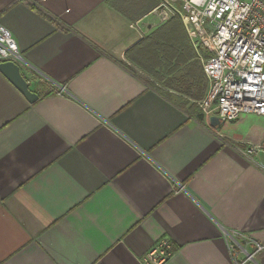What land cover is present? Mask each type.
I'll return each mask as SVG.
<instances>
[{
    "label": "crops",
    "instance_id": "1",
    "mask_svg": "<svg viewBox=\"0 0 264 264\" xmlns=\"http://www.w3.org/2000/svg\"><path fill=\"white\" fill-rule=\"evenodd\" d=\"M161 1L0 0L38 95L27 102L0 73V264H145L161 239L174 248L161 264H234V237L254 252L248 264H264V150L242 152L264 144V117L210 128L165 84L184 66L173 77L166 51L135 63ZM175 18L186 64L203 72L205 51Z\"/></svg>",
    "mask_w": 264,
    "mask_h": 264
},
{
    "label": "built area",
    "instance_id": "2",
    "mask_svg": "<svg viewBox=\"0 0 264 264\" xmlns=\"http://www.w3.org/2000/svg\"><path fill=\"white\" fill-rule=\"evenodd\" d=\"M152 13L157 21L149 28L176 14L194 49L205 51L206 55H198L207 91L197 104L210 128L212 115L222 122H232L242 113L264 117V0H162ZM131 27L140 36L148 32L141 20ZM21 59L15 39L0 24V62L18 64ZM256 150H264V144L250 145L242 152L250 156ZM230 249L234 264L253 260L254 252H245L236 237L231 239ZM170 254V242L161 239L143 262L161 264Z\"/></svg>",
    "mask_w": 264,
    "mask_h": 264
},
{
    "label": "trees",
    "instance_id": "3",
    "mask_svg": "<svg viewBox=\"0 0 264 264\" xmlns=\"http://www.w3.org/2000/svg\"><path fill=\"white\" fill-rule=\"evenodd\" d=\"M176 15H172L171 20L168 23H160L156 26V29L149 33L146 37L142 39L135 45L137 48V55L139 59H135L136 64H143L144 60H148V57L154 58L158 53H163L166 51V58L171 55L175 64L171 66L172 72L177 68L184 66L185 72L182 76L180 83L173 79V84L168 80L165 84L175 85L176 83L179 86L180 92L187 98L186 112L189 116L195 118L197 121L203 122L204 117L202 110L198 106L197 102L200 101L204 95L205 89L207 87V80L202 72L199 70L198 66H195L193 63L189 62L186 64L187 60H191L192 53L191 49L185 43L184 37L181 34L177 33V30L174 29L176 23ZM184 48L186 50H184ZM188 50V51H187ZM187 51L188 55L185 53ZM187 55L186 58L184 56ZM125 67L126 64L119 61ZM142 62V63H141ZM186 64V65H184ZM129 68V67H128ZM130 71L134 72L130 69ZM135 73V72H134ZM182 107V104H178ZM222 124L219 126V128ZM174 251L173 246L171 245V252Z\"/></svg>",
    "mask_w": 264,
    "mask_h": 264
},
{
    "label": "water",
    "instance_id": "4",
    "mask_svg": "<svg viewBox=\"0 0 264 264\" xmlns=\"http://www.w3.org/2000/svg\"><path fill=\"white\" fill-rule=\"evenodd\" d=\"M0 73L25 97L27 102L33 103L38 99V95L30 90L29 83L21 74L18 64L12 61L0 62ZM209 124L213 128H218L222 121L212 115Z\"/></svg>",
    "mask_w": 264,
    "mask_h": 264
},
{
    "label": "rangeland",
    "instance_id": "5",
    "mask_svg": "<svg viewBox=\"0 0 264 264\" xmlns=\"http://www.w3.org/2000/svg\"><path fill=\"white\" fill-rule=\"evenodd\" d=\"M121 61V60H120ZM122 62V61H121ZM124 63V62H123ZM126 64V63H125ZM127 67H129L131 70H133L135 73H137L148 85H152L155 86L156 83H158L159 86H162L164 84V80L163 77H159L158 73H154L153 75H150L144 71H137L135 69H133L131 66H128L126 64ZM172 74L174 75L173 77H177L179 74L177 72H172ZM160 88V87H159ZM173 96V98L177 101V102H184V99L178 95L175 94H171ZM253 116L251 115H244L241 116L240 118H238L237 120H234L232 122H222V128L223 129H227L228 132H230L229 130L232 128L233 130H235L236 132L238 130H242V131H248V127L247 125H249L247 122L252 119ZM229 129V130H228ZM226 130H223L222 132H225ZM233 137L232 135H228ZM233 138H238V137H233ZM243 145V144H241Z\"/></svg>",
    "mask_w": 264,
    "mask_h": 264
}]
</instances>
